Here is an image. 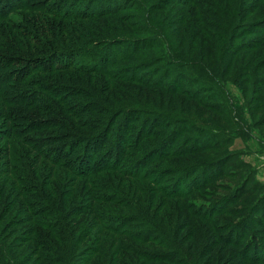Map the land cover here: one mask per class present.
<instances>
[{
    "label": "rangeland",
    "instance_id": "374dc122",
    "mask_svg": "<svg viewBox=\"0 0 264 264\" xmlns=\"http://www.w3.org/2000/svg\"><path fill=\"white\" fill-rule=\"evenodd\" d=\"M30 1L8 0L9 9L0 11L5 19L0 21V42L3 39L13 42L10 39L14 38L25 50L31 46L30 58L36 59L48 54V49L24 40L23 27L50 44L53 41L50 30L56 26L76 29L78 23L71 20L52 26L55 24L52 19L23 11ZM123 2L95 0L88 7L90 13L97 12L99 6L103 10L110 8L113 14L79 23L101 25L116 37L114 25L121 26L124 35L135 39L155 37L157 46L153 52L146 49L139 55V61L132 63H143L140 77L151 81L158 67L159 74L164 73L161 68L182 73L188 84H194V90L202 87L198 97H194L200 102L182 96H164L158 91L154 99L139 84L118 83L119 90L117 83L103 80L99 75L45 72L35 73L32 80L68 84L74 86L73 90H91L110 110L121 105L147 109L155 106L160 115L174 114L188 121L189 125L181 132L174 133L176 127H172L152 138H142L138 150L132 146L125 149L114 133L115 125L100 165L113 164L115 148L124 147V152L130 154L128 159L135 161L144 159L147 152L161 143L164 145L157 153L164 156L169 152L170 142L163 141L168 138L177 141L175 147L181 151L190 142L189 137L201 142L210 137V143L201 152L157 158L158 162L147 168L160 176L167 170L171 174L175 167L196 165L194 172L201 171L186 180L193 185L183 182L182 190H188L187 196L170 199L145 180L109 170L96 175L92 182L83 179L75 171L80 169L78 163L86 158L84 153H69L79 158L69 168L53 163L55 157L65 159L63 149L67 142L76 139L83 148L84 139L92 136L82 129L73 131L69 121L76 122L72 116H79L83 104L97 103L96 96L94 99L74 96L69 114L59 110L35 113L33 120L36 121L25 123L19 129L17 125L23 122L8 121L7 127L19 131V138L0 133V248L5 252L3 258L0 251V261L6 264H172L168 262L169 255L181 252L189 264H264V27L260 26L264 24V0H135L133 7ZM148 22L160 35L151 32L140 35L135 31L136 25ZM14 26L18 30L13 31ZM76 30L74 41H81L82 33ZM75 32L79 35L74 36ZM74 41L63 42L62 37H57L55 44L68 48ZM156 57L160 58L158 64H162L155 67L149 60ZM13 58V54L0 50V75H4L0 82H4L7 93L19 96L29 91L31 97L36 98L35 92L43 99L45 95L48 97L39 85L31 84L29 88L15 82L14 76L24 68L30 69V64L23 66L18 62L10 66ZM56 64L65 63L58 60ZM41 65L48 68L51 64ZM10 80L13 82L8 83ZM161 81L165 90L180 87L166 78ZM86 90L83 91L89 93ZM208 103H216L220 106L218 110L223 109L225 121L217 118L212 112L216 108L209 107ZM84 112L77 119L87 127L94 119L85 121L91 116ZM49 120L56 127L51 128ZM119 121L120 118L116 123ZM146 127L143 130L149 134L151 125ZM23 128H27L26 132ZM3 130L0 124V131ZM126 131L123 128L121 135ZM26 141L32 143L27 146ZM109 144L113 149L107 154ZM218 162L223 165L208 167ZM81 171H86L85 166ZM104 193L115 194L116 200L107 202L97 197ZM162 257L167 258L166 262Z\"/></svg>",
    "mask_w": 264,
    "mask_h": 264
},
{
    "label": "trees",
    "instance_id": "16d2710c",
    "mask_svg": "<svg viewBox=\"0 0 264 264\" xmlns=\"http://www.w3.org/2000/svg\"><path fill=\"white\" fill-rule=\"evenodd\" d=\"M95 0H31L29 2V5L22 6L19 4H14L15 7H24L23 11H29L35 15H42L46 16L48 19H52L51 21L55 24L52 26H55L58 24V22L68 23L71 20H76L78 24H76V29H79L82 33L81 41H74L73 37V31H77L76 29H66L62 27L56 26L53 31H49L50 38L53 40L50 44L44 43L38 36L37 33H30L28 32L29 29L26 27H23V30L25 31L23 39L35 44L42 49H48V54L39 55L40 57L36 59H31L30 55H32L30 52L33 50L31 46L27 47V50L23 48V46L19 42H15L14 38L10 39V41L13 42H7L4 39L0 42V50L6 51L9 54H13L12 63L10 66L15 65L16 63L20 62L23 66H27V64H30V69L26 70L25 68L22 69L20 72H18L15 78V82L17 84L26 85L27 87L31 88V84L36 85L40 87L41 92L47 94L48 97L44 96V99L41 96H38V93H36V98L29 96L30 92H23L21 91L19 96H12V94H8L6 89L4 87V82H0V109L3 110L0 112V124L4 127L3 131H0V133H6L12 137L19 138L18 132L14 131L12 128H8V121H12L14 119L15 122H23V125H17L16 128H22L21 126H24L25 123H31V121H36L34 119V114H48L50 112L54 111H60L62 114H69L71 110L73 109V104L70 102L71 98L74 96L78 97H90L95 98L97 94L93 93L91 90L89 93H86L85 91L79 89V90H73L72 85L68 84H60L51 81V82H43L37 81L36 79L32 80L35 73L38 74H45V72L49 73H77V74H90L93 76L99 75L102 77L103 80L107 79L110 81H114L117 83V86L120 90V87L118 83H123L131 86V84H139L141 85L144 90H147L149 92V97L155 96V91L160 92L162 95H169V97H173L172 95L176 96H182L186 100H191L192 102H195L197 99L194 97H198L197 94H199V91L202 87H198V90H194V84H188L187 78L182 74L178 72H172L170 70L162 69V74H159V68L155 69V76L151 77V81H145L144 78H141L143 63H139L137 65H132V63H137L139 61V55L143 54V52L148 49L149 51L153 52V49L157 46L156 39L154 37L147 38V40L144 39H135L131 37L130 35H124L123 28L121 26L112 27L113 30L117 31L118 37L112 35L110 31L106 30L105 27L97 24L87 23L82 24L79 22H83L85 20H92V19H99L103 18L107 14H113L112 10L110 8L103 10L98 6L97 12H91L88 7H90ZM107 2V0H104ZM135 0H124L127 2V4H132V7ZM16 3V2H15ZM8 0H0V7L2 6L0 11H5L9 9L8 6ZM61 5V7L59 6ZM85 8L82 9L83 6ZM88 8V11L86 10ZM72 9V11L70 10ZM108 10V11H107ZM1 13V12H0ZM5 20L2 14H0V21ZM69 25V24H68ZM113 25V24H112ZM110 26V25H109ZM131 26V25H130ZM129 26V27H130ZM261 27H264V24L260 25ZM72 27V24L70 25ZM40 28H42V25H40ZM74 28V27H73ZM132 28V27H131ZM135 28V27H134ZM245 28V27H244ZM12 30H18V27L14 26L12 27ZM44 30V29H43ZM91 34H87L86 31ZM70 31L72 33H70ZM135 31L141 34H149L151 32L156 35H160L159 30L153 26L150 22L148 24L144 25L139 24L136 25ZM46 32H44L45 34ZM57 33V35H56ZM130 34V33H129ZM79 35L78 32L74 33V36ZM57 37H62L63 42H68L69 40H73L74 43L71 44L68 48L66 46H57L55 42H57ZM234 35H232V38ZM231 38V39H232ZM20 42L22 41V38H18ZM62 40V39H61ZM60 40V41H61ZM16 46V47H15ZM15 47V49H14ZM53 47V48H52ZM170 51V49H169ZM159 57L148 59L151 64H154L156 66H160L161 63L159 62ZM58 60H62L65 64L57 65L56 62ZM5 60H3L4 62ZM42 64H51L48 68L45 66L43 67ZM39 66L37 68L32 67ZM165 66V65H163ZM154 68V67H152ZM205 69H209L208 65H205ZM209 72V70H206ZM138 74V75H137ZM157 74V75H156ZM159 74V75H158ZM7 75V74H6ZM4 75H0L2 77ZM138 76V77H137ZM155 77V78H154ZM158 77V78H157ZM168 79L169 81H174L176 84H178L180 87H177L176 90H165L162 88L161 80L164 78ZM7 78V77H6ZM137 79V80H136ZM78 80V79H77ZM11 83L13 81H8V83ZM38 83V84H34ZM184 85V87L182 86ZM188 85V86H187ZM184 89H183V88ZM188 88V89H187ZM116 89V88H115ZM122 89V88H121ZM76 92V93H72ZM90 93H93L92 95ZM72 94V95H71ZM97 97V96H96ZM154 98V97H153ZM155 99V98H154ZM97 103H88L83 104L85 106H82L81 113L79 116H72L73 118H76V122H70L69 125L71 129L81 131H88L92 136H89L84 139L85 146L81 148V146H78V143H76V139L70 140L66 143L65 148L63 149V156L65 157L64 160H62L59 157H55V160L53 163H58L57 165L59 167H70V164L74 161L78 160V157H72L73 154H82L84 153L86 158L82 159L80 163H78L79 170L75 171V173L79 174L83 179H86L87 181H91L96 175L100 174L102 171H112L113 173H116L118 175H124L129 176L134 179L138 180H145L146 182H149L153 186H157V189L162 193V195L166 198L170 199H181L185 196H187L188 190H182L183 182L185 185H188L190 183L193 185L194 183L188 182L186 180L190 179L189 176H194L193 174L198 173L201 171H196L197 166L192 165L190 168L188 167H175L170 172L171 174L164 173L163 176L152 174L151 171H149L147 168L148 166H151L158 161H156L157 158L167 159L172 157H178L181 156L180 154H194L195 152H201L200 150H203L202 148L210 143V137H208V140H205L204 142L199 141L198 138H191L189 137L188 140L189 143L185 144V148L182 147V150L179 151V149H176L175 144L177 141L170 140V138L167 139V141H163V143H169V152L164 153H157L158 149L164 145L161 143V145H158L156 148H152L151 151L147 152L145 154L144 159L141 160H132L126 150L124 152V147L126 149L127 146H132V149H140V141L142 138H152V136L159 135L161 132H164L163 129L168 128H175L173 132L183 130L184 126L187 124V120L183 119L181 116H177L174 114L169 115H160V112H158L157 107L153 106L150 107V109H147V107L141 108L134 105H121L118 107V109L110 110L107 109L106 103L102 101V99L97 97ZM41 101L44 103L38 104ZM185 101V100H184ZM199 101V100H197ZM52 102L54 105H52ZM200 102V101H199ZM51 105H49V104ZM13 105L14 107L8 106ZM213 108L215 107V110H212V112L217 114V118L222 117L224 119V113L223 109L218 110L220 106L216 103L209 104L208 106ZM55 107H58L57 109ZM9 108H13L12 111H9ZM90 114L91 118H86L85 121L94 119V123L92 125H87V127H84V123H81L77 118L81 116L83 113ZM150 116V117H149ZM162 116V117H161ZM96 117H100V119H95ZM102 118V119H101ZM104 118V119H103ZM120 118L119 123L117 124V120ZM170 118V120H168ZM51 122L49 123V126L56 127L55 123L52 122V120H49ZM43 123L40 121V124ZM43 125V124H42ZM117 125V129L114 132L116 137H118L119 142L124 146L120 148H115L112 152L113 156V164H107L102 166L100 165V159L102 155H104V151L106 148V144L109 141V138L112 133L113 126ZM151 125V131L149 134L146 133V130H143V128H146V126ZM177 125L180 126L177 128ZM189 125V124H187ZM30 126V125H29ZM40 128H43L40 126ZM125 128L127 131L125 134H122V130ZM27 128H23L26 132ZM68 127L65 128L67 131ZM14 134H12V133ZM68 132V131H67ZM73 133V132H71ZM77 135V134H75ZM121 135V136H120ZM1 137V135H0ZM1 140V138H0ZM28 143L27 146H29V143H32L31 141H26ZM49 144V143H48ZM48 144H44V146H47ZM31 146V145H30ZM190 146V148H188ZM113 149V146L111 144L108 145L107 151L105 153H110ZM156 150L155 153L153 151ZM59 152H62L59 150ZM181 152V153H180ZM69 153H72L69 154ZM157 153V154H156ZM144 156V155H143ZM154 156V157H153ZM88 160V161H86ZM128 160V161H126ZM155 160V161H154ZM160 160V159H159ZM109 161V160H108ZM123 161H125L123 163ZM153 162V163H152ZM222 166L223 162L221 163H212L209 168L213 169L214 167ZM85 166L86 171H81V168ZM102 168V169H101ZM204 168V167H203ZM222 171V169H221ZM150 172V173H149ZM205 173V172H204ZM94 181V180H93ZM165 181V182H163ZM92 182V181H91ZM96 182V181H94ZM194 182V181H193ZM94 184V183H93ZM161 184V185H160ZM160 185V186H159ZM183 191H186L185 194H183ZM114 194V193H113ZM104 193V195H98L97 197L99 199H105L107 202L115 201V194L111 196ZM218 212V209L215 211V213ZM206 217V215H205ZM117 232H119L117 230ZM116 232V233H117ZM124 232V231H122ZM115 234V233H114ZM0 251L3 254V258L5 257V252L2 248H0ZM9 255V254H8ZM168 257V255H166ZM163 260V262H166L167 258H160ZM165 259V260H164ZM10 260V259H9ZM168 262L172 264H189L186 260V257L179 252V255H176L175 253L169 255ZM5 262L0 261V264H4ZM6 264V263H5Z\"/></svg>",
    "mask_w": 264,
    "mask_h": 264
}]
</instances>
